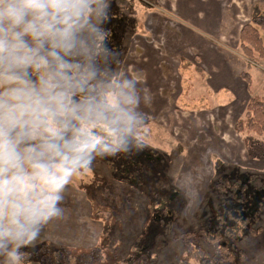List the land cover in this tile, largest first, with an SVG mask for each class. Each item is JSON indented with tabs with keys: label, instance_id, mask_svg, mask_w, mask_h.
I'll return each mask as SVG.
<instances>
[{
	"label": "rangeland",
	"instance_id": "rangeland-1",
	"mask_svg": "<svg viewBox=\"0 0 264 264\" xmlns=\"http://www.w3.org/2000/svg\"><path fill=\"white\" fill-rule=\"evenodd\" d=\"M176 2L118 0L119 8L125 14L130 13L129 5L132 4L134 12H131V17L135 20L130 51L120 71L137 80L142 93L150 94V100H142L139 105L145 116L142 127L136 132L142 147L111 155L110 160L107 155L98 156L89 169L73 177L63 201V207L68 210L71 208L67 201L73 202L74 206L81 203L88 208L85 220L99 223L98 227L90 229L96 245L103 242L104 227L99 219L92 217L95 206L92 200L96 205L110 208L122 224L120 228L114 227L109 244L112 252H107L108 259L104 257V264L109 259L111 264H118L127 256L129 246L138 240L149 220V211L153 212L150 219L154 217L157 220L156 214L169 205L165 211L175 212V215L168 212V217H175L171 229L183 232L194 224L196 227V214L210 192L218 161L234 168L240 167L244 172H264V161L248 156L243 142L247 134H237L234 129L236 121L245 115L250 96L264 98V60L249 62L240 49V37L235 44L234 35H229L226 44L221 46L214 42L215 36H211L213 48L216 46L225 51L227 65L236 68V78L249 70L251 84L249 93L242 87L235 91L210 88L202 59L195 55L196 44H189L190 38H187L192 35L188 31L186 10L182 9L185 3ZM228 7L231 10L237 8L231 0ZM257 7L264 16V9ZM110 10V16L118 17L115 8ZM251 21H238L236 29L240 31ZM261 36L264 42V30H261ZM259 139L264 141V136ZM146 149L154 151V155L147 156ZM139 152V159H136ZM154 180L161 182L153 183V190L158 192L156 198L149 187L150 181ZM103 215L108 216L107 213ZM149 225L144 243L150 249L163 233L157 223ZM255 228L258 233L241 245L246 250L245 264H257L260 260L264 264V222ZM51 230L52 227H42L38 238L24 251L30 253L39 249V245L46 241L65 247L85 248L81 241H77V236L63 242L65 228L55 229V242H50ZM185 256L182 243L172 239L164 244V248L153 251L150 261L142 264H201L202 259H186ZM26 264L39 263L31 261Z\"/></svg>",
	"mask_w": 264,
	"mask_h": 264
},
{
	"label": "clouds",
	"instance_id": "clouds-1",
	"mask_svg": "<svg viewBox=\"0 0 264 264\" xmlns=\"http://www.w3.org/2000/svg\"><path fill=\"white\" fill-rule=\"evenodd\" d=\"M108 0H0V264H26L97 156L139 150L150 100L113 71ZM118 63V62H116Z\"/></svg>",
	"mask_w": 264,
	"mask_h": 264
},
{
	"label": "trees",
	"instance_id": "trees-1",
	"mask_svg": "<svg viewBox=\"0 0 264 264\" xmlns=\"http://www.w3.org/2000/svg\"><path fill=\"white\" fill-rule=\"evenodd\" d=\"M108 2L106 15L101 24L105 34L103 43L112 55V70L120 71L124 58L130 51L129 43L135 30V20L131 17L134 9L130 4L128 10L130 13L125 14L120 10L118 0H108ZM112 7L118 14L116 18L110 16ZM111 15L113 14L111 13ZM261 30H264V16L256 7L251 23L245 25L240 32V49L244 57L252 63L264 60V42ZM248 71L242 74V78L249 88L251 75ZM234 129L237 134H247L243 142L248 156L253 160L264 161V141L259 139L264 136L263 97L250 96L245 115L236 121ZM140 152L136 155V159H139ZM149 154L154 155V151L146 149V155ZM110 156L107 155L109 160L111 159ZM96 159L98 156L94 158V160ZM215 175V179L211 181L210 192L203 199L196 214L198 220L196 227L194 224L191 229L183 232H176L171 229V222L174 221L175 217H168V212H171L172 215H175V212L165 211L169 205L160 214L155 213L157 220L153 216V220L150 219L153 212L149 211V220L143 226L138 240L129 246L127 256L118 264L146 263L148 260L150 261L153 251L164 248V244L172 239L182 243L185 254H187L186 259L198 257L197 259H202L201 264H245L247 261L246 250L241 245L249 237L258 233V229L255 227H261L264 222V172L259 174L244 172L240 167L234 168L218 161L215 164ZM153 183L161 182L154 180L149 183L152 191L148 190L155 194L156 198L158 192L153 190ZM92 202L95 205L92 217L99 219L104 227L101 236L102 244L85 249L55 245L46 241L39 245V249L29 251L31 256L28 257L27 262L36 261L39 264H104L102 261L107 256V252H112L109 244L114 227L120 228L122 224L116 219V215L110 208L104 205H96L93 200ZM104 213H107L108 216L104 217ZM152 222L159 225L163 236L149 249L145 247L144 241L149 232V224ZM108 262L111 264L112 261L109 259L106 264H109Z\"/></svg>",
	"mask_w": 264,
	"mask_h": 264
},
{
	"label": "crops",
	"instance_id": "crops-1",
	"mask_svg": "<svg viewBox=\"0 0 264 264\" xmlns=\"http://www.w3.org/2000/svg\"><path fill=\"white\" fill-rule=\"evenodd\" d=\"M185 3L182 9L186 10V20L190 27L188 29L191 33L190 43L196 44V56L202 59L201 63L204 65V70L209 77L210 88L227 89L234 91L237 88H244L249 93V88L246 81L242 78L240 73L239 78H236L235 67L227 65L228 57L221 48H217L212 42L211 36H215L216 43L226 44L227 36L234 35V42H239L240 31L236 29V24L248 22L252 19L253 13L257 6L264 9V0H231L237 8L230 9L228 3L230 0H177ZM176 2V3H177ZM177 8V7H175ZM180 8V6H179ZM181 10V9H180ZM185 12L184 10H182ZM202 36V37H198ZM207 39V41L205 40ZM218 39V40H217ZM188 44V46H189ZM241 59V58H240ZM249 72V71H248ZM217 89V90H218ZM65 203V202H64ZM79 203V202H78ZM69 208L64 207V215L60 218L50 220L43 227H52L51 236L49 240L55 242L53 231L57 228L64 229L66 236L63 237V242H69V237L77 236V241H81L85 248H92L96 245L93 237L90 236L91 228L98 227L99 223H91L85 220L88 208L79 203L77 206L73 202L67 201ZM72 228V231L69 229ZM80 243L79 245H81ZM257 264H263L262 261Z\"/></svg>",
	"mask_w": 264,
	"mask_h": 264
}]
</instances>
